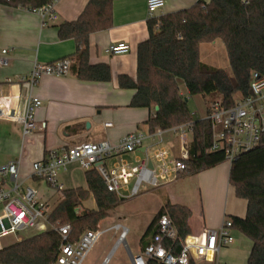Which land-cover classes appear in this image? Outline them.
Segmentation results:
<instances>
[{"label": "trees", "instance_id": "16d2710c", "mask_svg": "<svg viewBox=\"0 0 264 264\" xmlns=\"http://www.w3.org/2000/svg\"><path fill=\"white\" fill-rule=\"evenodd\" d=\"M55 0H0L1 6L39 9ZM115 0H89L74 22L58 26L60 40L77 43L70 73L79 80L108 82L110 70L105 64L89 65L88 38L92 33L107 30L112 22ZM148 38L137 46L136 78H118L123 89L134 91L129 106L153 111L146 126L167 130L191 123L193 133L188 144V159L182 175H190L225 161L224 150L211 151L213 128L208 119L194 118L185 96H199L206 101L205 117L211 105L222 108L234 105L237 98L250 95L252 72L264 74V0H198L188 9L147 21ZM220 40L225 48L230 72L208 66L199 59V45ZM186 95L181 94L180 85ZM186 100V101H185ZM157 107V111H154ZM86 189L63 190L61 200L52 209L48 225L70 224L69 242H75L86 230H96L105 211L119 202L109 193L95 170L85 171ZM228 183L238 199L246 201L243 219L232 218V229L251 241L246 264H264V135L261 144L239 155L230 163ZM95 210L81 217L76 209L88 195ZM167 211L177 231L172 251L177 254L181 242L190 234V210L166 203L153 217L141 238L156 232L159 216ZM61 237L54 231L21 241L0 250V264H53ZM171 246V245H169ZM194 264V263H191Z\"/></svg>", "mask_w": 264, "mask_h": 264}, {"label": "crops", "instance_id": "0c3cea01", "mask_svg": "<svg viewBox=\"0 0 264 264\" xmlns=\"http://www.w3.org/2000/svg\"><path fill=\"white\" fill-rule=\"evenodd\" d=\"M88 1L56 0L52 9V15L55 16L53 21L47 18L43 20L26 9L0 5V58L6 61V65H0V102H3L8 112L0 117V168L10 162H18L17 177L22 181V189H33L39 199L45 202L58 193L48 188L44 181L30 177V174L32 164L43 159L51 150L60 151L84 142L108 141L115 144L129 133H149L146 122L153 111L130 107L134 91L123 89L118 84L120 76L133 81L136 78L137 46L148 38L147 0H115L110 28L92 33L88 38V63L107 65L110 70L108 82L82 81L70 70L66 76H43L32 88L17 81L31 71L34 63L48 64L62 59L74 62L77 43L72 39L60 40L58 26L76 21ZM197 1L164 0V8L158 16L188 9ZM117 43L128 45L129 52L123 55L108 54L107 48ZM3 50L7 51L4 55L1 54ZM29 95L41 101V107L35 113V122L44 130L23 138L18 120ZM143 127L144 130L141 129ZM146 146L148 143L143 144V147ZM165 148L172 156H177L178 140L169 141ZM142 152L143 148L137 153ZM137 153L135 157H138ZM122 159L131 163L133 156L123 155ZM229 169L230 164L224 161L186 175L197 180L199 196L198 225L194 222L193 207L188 208L191 212L188 219L189 235L197 236L205 229H217L225 219L245 217L247 203L235 197L234 189L228 183ZM80 171L83 170L72 163L66 170L59 172L64 190L86 189L85 171L82 177L78 174ZM8 182L9 178L0 174V187L7 186ZM44 186L51 189V193L44 194ZM118 197L119 201L125 200ZM166 203L181 205L170 199L164 200L158 211ZM89 210L94 211L95 206ZM44 224L38 223L37 229H42ZM230 233L232 244L237 239L236 247L229 248L231 244L221 248L216 260L220 264H246L251 241L235 229H231ZM21 241V238H17V243Z\"/></svg>", "mask_w": 264, "mask_h": 264}, {"label": "built area", "instance_id": "2783aa9c", "mask_svg": "<svg viewBox=\"0 0 264 264\" xmlns=\"http://www.w3.org/2000/svg\"><path fill=\"white\" fill-rule=\"evenodd\" d=\"M55 1L39 9L26 10L39 15L43 20L47 18L53 21L55 16L52 15V9ZM164 4V0H147V19L158 18ZM128 52L129 47L124 43L107 48L110 55H123ZM6 53V50L1 51L2 55ZM72 64L70 59L48 64L34 63L31 71L17 81L32 88L43 76H66ZM0 65H6L2 58ZM249 88L250 95L236 99L229 108H222L218 103L212 104L210 114L205 117L213 128L210 150H224L225 161L229 164L239 155L257 148L264 135V74L252 72ZM40 107L41 101L38 98L31 95L26 97L22 116L18 120L23 138L44 130L35 122V113ZM5 113L8 114L7 109L0 102V117ZM165 133L172 134L178 140L177 156H172L165 148ZM192 133L191 123H186L167 130L155 128L148 134L129 133L115 144L108 141L84 142L60 151L51 150L43 159L32 164L30 177L44 181L61 193L64 188L58 180V172L66 170L69 164L76 163L83 171L95 170L109 193L118 196L126 193V198H134L139 195L141 184L155 189L161 183L175 180L182 174L186 169L185 161L188 159V144ZM146 141L148 146L143 147ZM141 148L144 155L142 159L135 157ZM123 155H132V162L123 160ZM149 162L151 169L148 168ZM0 174L9 178L7 186L0 187V206L3 212L0 217V238L34 228L38 223L48 225L53 208L45 201L38 200L33 189H22V181L17 177L18 162H10L1 167ZM131 180L133 184L129 186ZM48 226L49 230L56 232L62 239L53 264H82L100 236L111 230L118 234L117 244H123L129 256V264H220L216 260L219 250L233 243L230 233L232 221L225 219L217 229H205L197 236H186L181 242L179 252L174 254L172 245L177 240V231L167 211L159 216L156 232L144 239L145 244L136 255L130 252L125 241L128 230L119 224L104 230H86L72 243L68 241L71 231L69 223Z\"/></svg>", "mask_w": 264, "mask_h": 264}, {"label": "rangeland", "instance_id": "374dc122", "mask_svg": "<svg viewBox=\"0 0 264 264\" xmlns=\"http://www.w3.org/2000/svg\"><path fill=\"white\" fill-rule=\"evenodd\" d=\"M199 59L202 63L208 66L230 72L226 51L220 40H216L212 44H201L199 46ZM180 90L184 95H186V91L182 84L180 85ZM185 97L187 98V107L190 114H192L195 119L205 118L206 101L199 96ZM141 129L144 130V127ZM141 133H145V131ZM172 139V134L165 133L163 135L164 146L166 147L169 141L172 143L176 138ZM187 139L189 140L190 137L188 136ZM147 143L148 141L145 142V145H147ZM137 155L141 159L144 157L142 153H137ZM82 173L83 171L78 172L81 177ZM182 176L184 175L179 174L177 179L170 182L167 180L155 189L145 184H141L139 188V195L134 198H126V193H121L120 196L125 198V200L119 201L114 207L107 210L105 217L97 223L95 229L104 230L111 228L115 224H119L126 228L128 230L125 238L126 244L130 252L133 255H136L140 247L141 238L156 212L160 208L161 201L170 199L171 201H176L187 208L190 206L193 207L195 216L194 222L198 225L199 196L197 180L195 178ZM82 183H84L83 179ZM132 184L133 180L130 181L129 186ZM46 186L50 188L48 185ZM46 186H44L45 189L43 193H51V189H49V191ZM56 193L58 194H55V196H52L46 202L51 209L54 208L57 205L56 203L61 199V193L57 191ZM37 199L40 200L38 195ZM83 203L78 207L81 211L88 213L91 212V210H89L90 207L94 209L95 202L92 196L88 195L87 199ZM0 208L2 207L0 206ZM2 215L3 212L0 209V217H2ZM37 228L38 226L18 232L17 234H11L0 238V250L17 244V238H21L22 241H25L45 232L44 230H38ZM150 235L151 232H149L146 237H149ZM117 240L118 234L114 233V231L111 230L105 232L93 245L82 264H129V256L123 244H117ZM234 240L235 242L232 244L233 246L231 245L229 248L236 247L237 239L235 238Z\"/></svg>", "mask_w": 264, "mask_h": 264}, {"label": "water", "instance_id": "95a60500", "mask_svg": "<svg viewBox=\"0 0 264 264\" xmlns=\"http://www.w3.org/2000/svg\"><path fill=\"white\" fill-rule=\"evenodd\" d=\"M185 101H186V100H185ZM157 109H158V108L155 107L154 111H157ZM148 168H150V169L152 168L151 162L148 163ZM80 211H81L80 209H78V208L76 209V213H77L78 215H80L81 217H84V216L86 215V213H87V212H85V211H81V212H80ZM40 230L48 231V230H49V227H48L46 224H44V225H43V228L40 229Z\"/></svg>", "mask_w": 264, "mask_h": 264}]
</instances>
